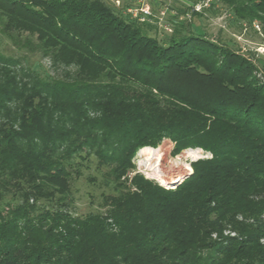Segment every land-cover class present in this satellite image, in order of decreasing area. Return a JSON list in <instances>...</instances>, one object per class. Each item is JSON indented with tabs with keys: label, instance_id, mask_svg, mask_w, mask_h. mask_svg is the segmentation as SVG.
<instances>
[{
	"label": "trees",
	"instance_id": "obj_1",
	"mask_svg": "<svg viewBox=\"0 0 264 264\" xmlns=\"http://www.w3.org/2000/svg\"><path fill=\"white\" fill-rule=\"evenodd\" d=\"M218 1L264 38V0ZM148 27L104 0H0V43L61 69L0 48V264H264V64ZM165 139L209 156L174 187L130 174ZM93 162L109 191L77 214Z\"/></svg>",
	"mask_w": 264,
	"mask_h": 264
},
{
	"label": "rangeland",
	"instance_id": "obj_2",
	"mask_svg": "<svg viewBox=\"0 0 264 264\" xmlns=\"http://www.w3.org/2000/svg\"><path fill=\"white\" fill-rule=\"evenodd\" d=\"M104 1L108 4H112L116 10H121L123 14L128 13L132 17H134V13H138L139 15L143 10H147L148 16L141 20L148 22L149 27L147 28V32L159 39L164 37V35L171 34L174 28L180 29L181 31L192 29V31L194 30L206 34L208 38L226 43L231 48L239 49L253 61H260L264 64V38L261 35L258 24L254 22L252 26L249 27L245 23L238 21L230 8L221 4L218 0ZM189 23H193L192 28L189 26ZM22 33V37L25 36L30 38L33 43L37 44L35 39L36 35L31 37L30 34L25 31ZM0 48H4L5 50L3 52L5 54L15 57L21 64L32 65V67L43 76L61 74L60 67H53L50 62L51 60L48 57L40 55L36 50L29 51L28 48L17 49L11 42L5 44L1 42ZM161 146L167 147L166 154L158 161V167L165 176L174 177L176 174L180 173L183 174V178L191 171V161L209 156L208 153L200 149V157L196 159L189 158L186 156L185 151L190 150V148L179 154L172 155L171 150L173 143L168 139L163 140L157 148ZM141 149L132 160L134 168L130 174L140 173L146 178L165 187H174V183L164 184L151 174L152 171L147 167V164L149 162L153 163L154 157L141 155ZM191 151H194V149H191ZM186 166H188L190 170H187L185 168ZM82 172V176L74 178L71 183L73 211L77 214H84L93 210H102L103 206L100 204L102 200L101 193H107L109 189L103 182L101 183V178L96 170L94 162L91 163L88 168H83ZM89 176H94L95 180L93 182L90 181ZM180 181L181 180H179L178 183ZM226 233L227 231H225V234Z\"/></svg>",
	"mask_w": 264,
	"mask_h": 264
},
{
	"label": "bare ground",
	"instance_id": "obj_3",
	"mask_svg": "<svg viewBox=\"0 0 264 264\" xmlns=\"http://www.w3.org/2000/svg\"><path fill=\"white\" fill-rule=\"evenodd\" d=\"M166 151H167L166 146H161L159 148L144 147L141 149V155L148 156V157H154V160H153L154 162L152 161L153 163L147 162L148 163L147 167L150 168L152 171L151 174L164 184H172V183H175L181 180L183 174L178 173L174 177H171V176H165V174L160 171L158 167V163H159L158 161L160 160L162 156L166 154ZM200 153H201L200 149H196V150L194 149V151H191L190 149V150L185 151V154L187 157L195 158V159L200 157ZM185 168L187 170H190L188 166H186Z\"/></svg>",
	"mask_w": 264,
	"mask_h": 264
},
{
	"label": "built area",
	"instance_id": "obj_4",
	"mask_svg": "<svg viewBox=\"0 0 264 264\" xmlns=\"http://www.w3.org/2000/svg\"><path fill=\"white\" fill-rule=\"evenodd\" d=\"M129 11V10H128ZM144 12V13H143ZM143 12H141L139 15H138V13H134V15H133V13H132V15L134 16V17H138V18H140V20L141 19H143V18H145L146 16H148L147 14H148V11L147 10H143Z\"/></svg>",
	"mask_w": 264,
	"mask_h": 264
},
{
	"label": "water",
	"instance_id": "obj_5",
	"mask_svg": "<svg viewBox=\"0 0 264 264\" xmlns=\"http://www.w3.org/2000/svg\"><path fill=\"white\" fill-rule=\"evenodd\" d=\"M178 182H175L173 185H177Z\"/></svg>",
	"mask_w": 264,
	"mask_h": 264
}]
</instances>
